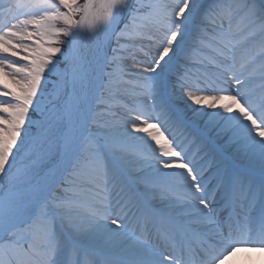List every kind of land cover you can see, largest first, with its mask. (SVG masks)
<instances>
[{"label": "snow or ice", "instance_id": "snow-or-ice-1", "mask_svg": "<svg viewBox=\"0 0 264 264\" xmlns=\"http://www.w3.org/2000/svg\"><path fill=\"white\" fill-rule=\"evenodd\" d=\"M264 250V0H0V264H226Z\"/></svg>", "mask_w": 264, "mask_h": 264}, {"label": "bare ground", "instance_id": "bare-ground-1", "mask_svg": "<svg viewBox=\"0 0 264 264\" xmlns=\"http://www.w3.org/2000/svg\"><path fill=\"white\" fill-rule=\"evenodd\" d=\"M226 264H264V250L238 249Z\"/></svg>", "mask_w": 264, "mask_h": 264}]
</instances>
